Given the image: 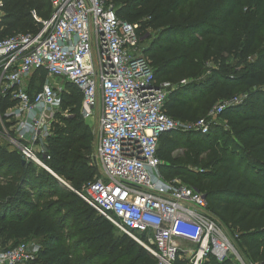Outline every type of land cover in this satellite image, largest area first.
<instances>
[{
  "label": "trees",
  "instance_id": "obj_1",
  "mask_svg": "<svg viewBox=\"0 0 264 264\" xmlns=\"http://www.w3.org/2000/svg\"><path fill=\"white\" fill-rule=\"evenodd\" d=\"M105 1L120 19L140 25L155 77L171 83L163 108L168 116L196 121L240 98L205 134L161 133L159 169L164 180L179 179L203 193L209 212L243 240L250 264H264V0ZM0 10V39L37 32V18L52 13L49 0H3ZM37 79L45 81L46 72L32 76L31 94ZM82 100L81 90L67 83L62 107L69 115L55 116L47 139L51 172L0 140V251L36 238L39 252L26 264H158L76 193L100 174ZM15 104L10 94L0 95L7 128L6 112ZM175 264L191 263L179 255ZM201 264L239 263L209 254Z\"/></svg>",
  "mask_w": 264,
  "mask_h": 264
},
{
  "label": "built area",
  "instance_id": "obj_2",
  "mask_svg": "<svg viewBox=\"0 0 264 264\" xmlns=\"http://www.w3.org/2000/svg\"><path fill=\"white\" fill-rule=\"evenodd\" d=\"M49 1L52 13L37 18L39 31L0 39V95L16 101L6 112L9 128L0 116L1 141L51 172L47 139L66 84H74L83 94L84 119L96 118L99 106L93 161L100 174L76 193L158 264H175L185 254L191 264H201L209 254L220 262L239 257L207 215L205 195L179 179L164 180L158 142L166 131L207 133L212 119L240 98L215 105L196 121L168 116L163 108L171 83L155 77L138 23L120 19L105 0ZM40 70L46 79L31 94L29 80ZM183 242L194 249L184 250ZM39 249V243L22 242L1 250L0 264H26Z\"/></svg>",
  "mask_w": 264,
  "mask_h": 264
},
{
  "label": "rangeland",
  "instance_id": "obj_3",
  "mask_svg": "<svg viewBox=\"0 0 264 264\" xmlns=\"http://www.w3.org/2000/svg\"><path fill=\"white\" fill-rule=\"evenodd\" d=\"M40 21H42L44 18H38ZM31 80H29V85H31ZM42 81V80H41ZM40 80H36L35 82V85L36 87L38 88V86L42 83ZM44 82V80H43ZM35 87V89H36ZM33 90V89H32ZM34 92V90H33ZM99 104H100V99H99ZM60 115V114H63V115H69L68 111L66 109H64L63 107H61L60 110L57 111L56 115ZM98 115H99V106L97 108V111H96V118L95 117H92L90 119H85L87 124L90 126L91 130H92V134H93V138H94V141H93V157L95 156L96 154V148H97V145H98V130H99V124H98ZM212 120L213 124H217L219 123V121L221 122V118L220 117H216V118H213ZM0 140H2L0 138ZM3 141V140H2ZM37 148V147H36ZM176 153H182V151H177ZM62 183V182H61ZM206 213L207 215L217 224V226L220 228V230L223 232V234L230 240V242L232 243L234 249L237 251V253L239 254V257L237 256H233L235 258V260L239 263V264H243L241 262V260L244 262V264H250L252 261L247 253V249L246 247H244V242L243 240H239V235L237 232L233 231L230 227H228L227 225H225L222 221H220V219L217 218V216H215L212 212H209L208 209H206ZM117 233L120 234V230L117 228ZM122 233V232H121ZM39 239H36V238H29L28 240H25V239H20V240H17V241H11L10 244L8 245V248L6 250H9L11 248H15L16 246H18L19 244H21L22 242H36V243H39L38 242ZM40 244V243H39ZM181 246L183 247L184 250H189V249H194V245L188 243V242H183L181 244ZM185 256L186 258H189L188 255H183ZM189 262H190V259H189Z\"/></svg>",
  "mask_w": 264,
  "mask_h": 264
}]
</instances>
